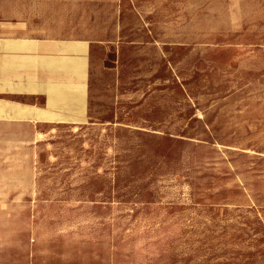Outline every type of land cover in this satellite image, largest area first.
<instances>
[{
  "label": "rangeland",
  "instance_id": "rangeland-1",
  "mask_svg": "<svg viewBox=\"0 0 264 264\" xmlns=\"http://www.w3.org/2000/svg\"><path fill=\"white\" fill-rule=\"evenodd\" d=\"M134 1L97 52L117 70L89 119L0 148V264H264L257 20L230 0H142L139 27Z\"/></svg>",
  "mask_w": 264,
  "mask_h": 264
},
{
  "label": "crops",
  "instance_id": "crops-1",
  "mask_svg": "<svg viewBox=\"0 0 264 264\" xmlns=\"http://www.w3.org/2000/svg\"><path fill=\"white\" fill-rule=\"evenodd\" d=\"M124 1L0 0V148L39 147L47 131L72 129L89 119L98 73L117 70L97 52L116 51L123 41ZM141 1H134L140 5L139 27ZM230 3L257 20L254 36L263 40L264 0Z\"/></svg>",
  "mask_w": 264,
  "mask_h": 264
}]
</instances>
